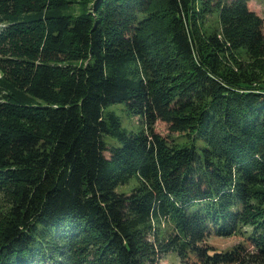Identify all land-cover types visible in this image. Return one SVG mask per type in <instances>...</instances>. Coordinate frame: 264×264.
Here are the masks:
<instances>
[{"label": "trees", "instance_id": "trees-1", "mask_svg": "<svg viewBox=\"0 0 264 264\" xmlns=\"http://www.w3.org/2000/svg\"><path fill=\"white\" fill-rule=\"evenodd\" d=\"M249 1L0 0V264L171 250L264 264V30ZM157 120L190 141L169 144Z\"/></svg>", "mask_w": 264, "mask_h": 264}, {"label": "rangeland", "instance_id": "rangeland-1", "mask_svg": "<svg viewBox=\"0 0 264 264\" xmlns=\"http://www.w3.org/2000/svg\"><path fill=\"white\" fill-rule=\"evenodd\" d=\"M249 8L257 12L263 18V30H264V0H250ZM3 25L4 23L0 21V26H3ZM2 74H3V71L0 67V77L2 76ZM1 94H2V91H0V97H1ZM119 107H116V110L120 114L123 126H125L131 131L143 130L146 127L144 122L141 121L138 116H131L127 114L125 111H123L122 109H120ZM153 128L155 132H157L160 136L167 139V142L169 144H174L179 141H185V140L190 141V138L183 136V134L179 133L178 131H172L169 128V124L163 120H157ZM197 143H199V141H197ZM134 183H135L134 180L130 181V183L126 185L119 186L118 190L119 191H129V189L134 185ZM169 226H170L169 223L166 220H163L158 225H156V228H158V230L162 233V232H166ZM242 239L243 238L240 234H233L230 236L212 235L208 238V243L213 245L216 249L227 250V249L232 248L234 245L240 242H243ZM245 243L247 246L245 249V255L248 258V254L254 251V247L249 242H245ZM183 259L184 258L179 257L176 250H171L157 257L156 264H200L196 262L194 263V261L192 260L188 262ZM246 260L241 261L239 263L236 262L234 264H246ZM249 264H253V262H250Z\"/></svg>", "mask_w": 264, "mask_h": 264}]
</instances>
